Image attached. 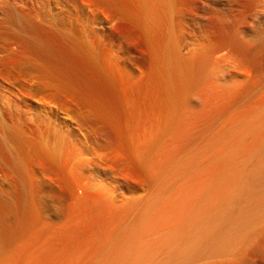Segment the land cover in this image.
Returning <instances> with one entry per match:
<instances>
[{
    "label": "rangeland",
    "instance_id": "rangeland-1",
    "mask_svg": "<svg viewBox=\"0 0 264 264\" xmlns=\"http://www.w3.org/2000/svg\"><path fill=\"white\" fill-rule=\"evenodd\" d=\"M136 1L0 0V125L9 120L13 126L26 131L32 143L29 151L34 173L40 182L37 200L43 210L44 223L58 231H65H62L64 234H104L107 227L112 226L115 220L111 222V218L110 221L107 219L111 223L106 222L109 216L100 217L88 203L97 196L121 207L139 203L138 211L131 218L124 223L117 220L123 225L119 231L118 223L115 224L118 232L114 233L122 234L137 220L148 203L152 191L148 178L150 174L163 169L174 155L182 154L178 162L179 166L182 165L188 156L203 146L209 135L229 119L232 120L233 116L236 118L244 110L243 107L264 99L263 71L260 73V70L248 66L241 55L225 43L218 16L222 13L231 22L232 15L237 16L234 27L238 37L249 41L255 33L264 34V0H235L237 5H228V0H170L168 26L162 31L174 39L182 55L204 58L207 68L220 80L235 79L249 84L251 88L248 89L250 93L247 92L245 98L235 104L236 107L233 105V110L215 123L217 127L211 126L208 133L196 137L195 144L191 142L184 146V139H179L182 135L172 134L163 141L162 145L166 147H161L160 155L159 152L154 153L155 165L151 162L149 168L140 167L129 145L123 142L126 137L123 133L133 131V136L137 137L140 132L139 136L144 134L142 130L146 132L145 128L150 129L148 125L153 116L156 117L159 107L156 104L165 97V92L160 84L161 78L158 79V69L156 73L158 59L154 45H151L157 41L158 35L149 38L142 31ZM40 47V51L44 52L41 55L38 54ZM40 56L42 62L45 60L43 70ZM261 74L260 78L258 75ZM201 88L197 91L198 97H202ZM191 99L192 106L198 107H192L193 115L190 116L193 120L189 115L181 118L182 131L186 127L192 129L194 123L196 127L208 118L204 115V112L208 113L203 108L205 103L201 105L200 101L197 102L199 99L195 95ZM202 115L203 120L200 118ZM118 131L122 139L116 137ZM120 134L117 136L120 137ZM35 142L41 143L46 152L57 149L58 159L48 162L45 167L35 166L39 158L34 151ZM180 147L183 150L187 148V151L180 149V153ZM173 169H169L166 175ZM2 182L5 190L17 191L12 177H3ZM171 193L169 191L165 196ZM75 196L84 201L89 199L85 202L86 207L83 204L87 210L84 208V212L81 211L82 207L76 213L77 209L73 208L77 199ZM163 198L166 201V197ZM159 201L155 209L164 202L162 200L160 204ZM71 209L77 217L70 213ZM153 212L148 217L150 222H143L147 227L141 226V234L146 232L143 228L149 229L148 234L155 227L156 232L160 231L159 224L163 227L161 220L164 221L165 214L159 210ZM150 216H154L155 222ZM250 227L249 234L253 235L251 243L246 242L230 255L218 258V263L215 261L214 264H264V217ZM97 228H100L99 231ZM55 233L47 231L45 234ZM50 239L51 235L48 236ZM67 240L61 243L64 250L73 248L76 251V241L72 245V239L68 240L69 243ZM25 250L28 253L33 251L30 247Z\"/></svg>",
    "mask_w": 264,
    "mask_h": 264
},
{
    "label": "bare ground",
    "instance_id": "bare-ground-1",
    "mask_svg": "<svg viewBox=\"0 0 264 264\" xmlns=\"http://www.w3.org/2000/svg\"><path fill=\"white\" fill-rule=\"evenodd\" d=\"M169 1H136L139 4L140 13L137 17L142 31L149 38L158 35L155 43L151 40L153 42L151 45L152 47L154 45V53L158 59L156 73L158 69V79L161 78L159 82L162 83L161 87L165 92L163 95L165 97L158 101L162 103L156 104L159 106L158 108L155 106L157 110L153 109L156 110L158 118L153 116L148 125L151 128L147 126L149 130L145 128V132L141 125L144 133L142 136H139L140 132L139 137L137 135L134 137L133 131H130L132 135H127L130 134L126 130L128 124L125 125L127 133H123L126 135L125 139H122L120 130L118 134L115 132L117 135L120 134V137L113 133L114 137L116 135L129 145L140 167L149 168L148 165L155 162L154 153L159 152L160 155L161 147H166V143L165 146L162 145L166 137L172 134L176 136L178 133L177 135H182L179 139H184L182 145H186L194 143L196 137L208 133L211 126L217 127L215 123L221 120L233 105L245 98L248 89L251 88L249 84L235 79L220 80L207 68L204 58H189L182 55L174 39L163 32L168 26V9H171L168 8L171 4ZM228 3L237 5L235 0H228ZM218 16L221 18L225 43L232 46L248 66L264 73V34L255 33L249 41H242L234 27L237 16L232 15V22L222 13ZM40 48L39 55L43 52L40 51L42 47ZM40 57L41 65L42 56ZM43 62L42 70L45 68ZM262 74L258 76L262 77ZM259 77L257 78L260 79ZM200 88L202 92L204 91L203 94L200 92L202 97L199 96L202 102L197 93ZM194 95L201 105L205 103L203 108L208 113L204 112V115L206 114L208 118L204 119L202 115L200 118L204 120L200 125L195 127L193 122L194 128L186 127L182 131L184 126L180 127L181 118L193 115L192 107H198L192 106L191 97ZM258 102H254L256 104L247 102L249 105L243 107L244 110L242 109L236 118L233 116L234 119H229L218 130L213 131V134L210 133L203 146L188 156L183 164L180 163L182 165L178 164L181 159L179 156L182 157V154L174 155L163 169L150 174L148 178L152 191L148 203L144 205L140 214L138 213L139 218L137 217L122 234L117 233L123 225L120 223H124L138 211L139 203L121 207L111 204L102 196H97L88 203L99 216H112L107 217L106 222L107 219L114 218L111 219V222L115 220L112 226L106 225L107 229L103 230L105 233L108 231V234L95 232L79 236L81 232L64 234L65 231L62 230L63 233L61 229L59 232L55 227H48L44 223L43 210L37 200L40 182L34 173L33 160L30 156L29 148L32 147V143L23 128L13 126L9 120L3 122L0 125V264H214L215 261L218 263V258L230 255L246 242L249 244L250 240H253V235L249 234L250 224L264 217V99ZM196 113L194 112L195 115ZM191 119L193 120V117ZM33 146L39 156L35 166L45 167L48 162L58 159L57 149L46 152L47 149L45 151L44 146L37 142L33 143ZM183 151H187V148ZM179 152L182 153L181 150ZM171 168L173 170L166 175ZM3 177L13 178L17 187L16 192L12 193L3 188ZM169 191L172 193L168 194L170 200L167 202L168 195L165 194ZM163 197H166V201ZM88 200L84 201L81 198L75 200L73 208L75 211L77 209L76 213ZM162 200L166 203H162ZM158 201L162 203L161 207L155 209L158 207ZM84 205L86 207V203ZM85 207L80 210L84 212ZM72 210L70 213L75 215ZM154 210L162 211L166 218H162L164 221L161 220L162 228V224L158 225V228L161 225L160 231L156 232V227H153L154 230L150 229L152 233L150 231L146 234L149 229H144L147 226L145 227L143 222L148 220L150 222L151 218L148 217ZM150 217L153 220L154 216ZM252 221L254 222L251 223ZM142 225L146 231L144 234H141ZM72 230L74 232V229ZM47 231L56 233L45 234ZM50 235L52 240L49 241ZM64 239H72L71 244L77 245L78 249L76 248V251L70 249L72 252L65 251L61 246ZM26 247H30L32 253H28ZM60 247L64 253L59 250Z\"/></svg>",
    "mask_w": 264,
    "mask_h": 264
}]
</instances>
